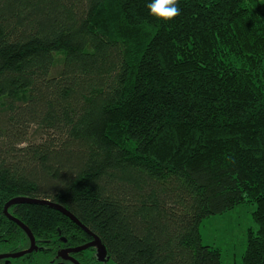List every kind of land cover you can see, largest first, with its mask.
Instances as JSON below:
<instances>
[{"label":"trees","instance_id":"trees-1","mask_svg":"<svg viewBox=\"0 0 264 264\" xmlns=\"http://www.w3.org/2000/svg\"><path fill=\"white\" fill-rule=\"evenodd\" d=\"M149 2L0 0V245L29 247L4 212L26 196L101 239L83 264H222L200 226L252 204L243 264H264V0H178L168 22ZM8 211L39 245L22 264L93 239Z\"/></svg>","mask_w":264,"mask_h":264},{"label":"rangeland","instance_id":"rangeland-1","mask_svg":"<svg viewBox=\"0 0 264 264\" xmlns=\"http://www.w3.org/2000/svg\"><path fill=\"white\" fill-rule=\"evenodd\" d=\"M254 207L252 204H242L224 214L213 215L203 220L200 226L203 242L221 249L222 264H243L248 230L256 226L252 218ZM11 251L12 247L0 245V253ZM41 259L46 263L51 262L49 258ZM9 261L10 264H22L18 258H10ZM62 264L73 263L68 261ZM103 264L115 262L110 259Z\"/></svg>","mask_w":264,"mask_h":264},{"label":"water","instance_id":"water-1","mask_svg":"<svg viewBox=\"0 0 264 264\" xmlns=\"http://www.w3.org/2000/svg\"><path fill=\"white\" fill-rule=\"evenodd\" d=\"M41 203V204H47L50 205L58 210H60L61 212H63L65 215L69 216L74 222H76L78 225H80L83 229H85L87 232H89L92 236H93V240L90 241L87 244L81 245V246H77V247H70V248H63L61 250L58 251L57 256H60L62 258H67V259H71L75 264H81L75 257H73L72 255H70V252H78L81 250H85L89 247L92 246H96L97 248V253H98V258L102 261L107 260L108 258V250L107 247L104 243H102L101 239L94 233L91 232V230L85 226L70 210H68L67 208H65L63 205H60L58 203H54L48 199H38V198H32V197H26V196H17L14 197L12 199H10L4 207V212L5 214L12 220H14L15 222H17L24 230L25 232L28 234L30 241H31V245L30 247H28L27 249H24L22 251H18V252H8V253H0V259L2 258H6L9 260V258H17V257H21L23 255H25L26 253H31L35 250H38V245L36 242V238L32 232V230L21 220H19L18 218L14 217L8 210L9 207L14 204V203ZM8 262V261H6ZM7 264V263H6Z\"/></svg>","mask_w":264,"mask_h":264},{"label":"clouds","instance_id":"clouds-1","mask_svg":"<svg viewBox=\"0 0 264 264\" xmlns=\"http://www.w3.org/2000/svg\"><path fill=\"white\" fill-rule=\"evenodd\" d=\"M147 8L150 15L164 22L172 21L180 14L178 0H151Z\"/></svg>","mask_w":264,"mask_h":264},{"label":"flooded vegetation","instance_id":"flooded-vegetation-1","mask_svg":"<svg viewBox=\"0 0 264 264\" xmlns=\"http://www.w3.org/2000/svg\"><path fill=\"white\" fill-rule=\"evenodd\" d=\"M28 235V234H27ZM93 240V239H92ZM91 240V241H92ZM90 242V241H89ZM88 242V243H89ZM63 243H66V238H64V242ZM87 244V243H86ZM30 245H31V243H30ZM30 245H29V247H30ZM38 245V244H37ZM84 245V244H83ZM78 246V245H77ZM76 246V247H77ZM79 246H81V245H79ZM70 247H74V246H71V245H65V246H62L61 247V249H63V248H70ZM90 249L92 248L93 249V251H91L92 252V254H96L97 255V257H98V253H97V248H96V246H92V247H89ZM89 248H87V249H85V250H81V251H78V252H70V255H72L73 257H75L78 261H79V259H78V257L75 255L76 253H79V252H83V251H86V250H88ZM25 249H27V248H25ZM38 249H39V245H38ZM22 250H24V249H21V250H16V249H14L13 251H11V252H18V251H22ZM35 251H37V250H35ZM34 252V251H33ZM8 253V252H7ZM32 253V252H31ZM26 254H29V253H26ZM25 254V255H26ZM24 256V255H23ZM22 257V256H21ZM60 257V256H59ZM17 258H19V257H17ZM61 258V260H57V258L54 260V259H52L51 261L54 263H58V264H62V262H72L73 264H75L71 259H65V258H62V257H60ZM10 259V258H9ZM3 260V261H2ZM6 261H8V262H6ZM102 261V260H101ZM81 264H83L81 261H79ZM10 264V262H9V260L8 259H6V258H2V259H0V264Z\"/></svg>","mask_w":264,"mask_h":264}]
</instances>
